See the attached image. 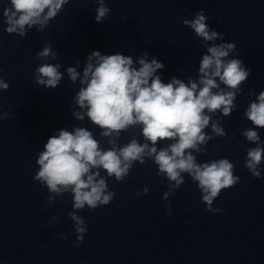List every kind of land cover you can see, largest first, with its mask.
<instances>
[{
	"label": "clouds",
	"instance_id": "1",
	"mask_svg": "<svg viewBox=\"0 0 264 264\" xmlns=\"http://www.w3.org/2000/svg\"><path fill=\"white\" fill-rule=\"evenodd\" d=\"M69 2L9 0L10 6L2 10L4 31L20 37H26L33 27L42 32ZM94 2V20L103 23L109 18L110 9L105 0ZM207 20L203 10L196 12L193 19L182 20L206 48L207 54L199 61L198 79L190 77L185 82L173 77L165 83L157 74L165 65L155 57L149 59L147 51L134 61L132 56L119 52L102 55L93 50L86 56L82 73L77 70L79 61L76 67L66 69L68 79L73 84L79 80L81 85L73 97L75 107L71 115L81 122L87 118L100 130V138L83 126L72 131L60 129L43 145L33 179L47 188L48 204L71 194L72 211L67 218L73 222L76 246L88 232L79 212L109 205L115 193L109 189L108 180L123 182L137 162L151 160L157 166L156 175L167 180L168 190L162 195L165 201L185 183L187 174L201 192L205 210L213 213L221 211L213 207V202L222 190L239 182L240 177L234 175L235 165L228 158L197 160L198 155L206 154L210 140L226 136L221 120L213 117L217 113L228 117L236 110L237 95L251 74L243 60L230 56L236 49L235 43L224 42V34L210 28ZM36 58L42 61L33 73L36 85L58 87L64 73L60 63L48 62L58 58L51 44L45 43ZM8 88L9 84L0 77V91ZM248 94L255 95V100L248 104L243 117L252 127L243 129L241 135L255 146L246 148L244 167L260 178L264 140L256 129L264 128V90L258 94L249 90ZM7 115L0 112V119ZM136 128L138 134L132 133L127 143H119L121 133ZM102 140H106L107 147L101 144ZM161 142H166L165 146L159 147ZM147 193L145 187L135 195ZM166 207L171 215L170 202ZM59 220L52 217L54 223ZM59 235L61 239L67 238L63 233Z\"/></svg>",
	"mask_w": 264,
	"mask_h": 264
}]
</instances>
